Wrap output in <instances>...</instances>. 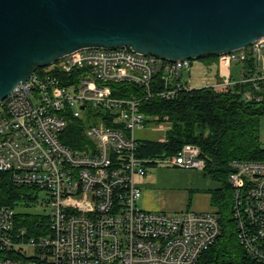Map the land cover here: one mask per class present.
I'll return each instance as SVG.
<instances>
[{
  "label": "built area",
  "instance_id": "1",
  "mask_svg": "<svg viewBox=\"0 0 264 264\" xmlns=\"http://www.w3.org/2000/svg\"><path fill=\"white\" fill-rule=\"evenodd\" d=\"M217 57L206 64L129 47L83 49L37 69L2 100L0 185L9 182L23 200L0 204V264H211L225 229L219 210H147L137 183L151 165L205 170L200 148L187 144L142 158L136 131L146 126L144 100L200 89L191 86L198 62L206 81L210 76L204 87L225 91L251 82L260 90L264 37ZM251 58L257 70L248 75ZM121 85L136 86L139 95L128 96ZM71 120L86 122L80 149L63 142ZM228 181L231 229L241 249L233 251L235 264H264V161L232 162ZM40 193L51 212H22Z\"/></svg>",
  "mask_w": 264,
  "mask_h": 264
},
{
  "label": "water",
  "instance_id": "2",
  "mask_svg": "<svg viewBox=\"0 0 264 264\" xmlns=\"http://www.w3.org/2000/svg\"><path fill=\"white\" fill-rule=\"evenodd\" d=\"M262 37L264 0H0V102L82 49L195 60Z\"/></svg>",
  "mask_w": 264,
  "mask_h": 264
},
{
  "label": "trees",
  "instance_id": "3",
  "mask_svg": "<svg viewBox=\"0 0 264 264\" xmlns=\"http://www.w3.org/2000/svg\"><path fill=\"white\" fill-rule=\"evenodd\" d=\"M217 56L201 58L206 64L216 62ZM246 73L253 75L257 70L254 58L246 63ZM43 70L39 68L38 71ZM260 90L254 83L236 84L232 88L219 91L212 87L183 92L173 99L153 97L144 100L141 112L156 117L155 125L167 126L165 137L160 141L140 140L139 155L142 158H156L171 155L187 144L200 148V157L205 160L204 172L219 182V187L209 189L211 203L222 214L225 226L219 245L210 251L211 264H235L233 251L241 250L235 239L231 222L230 197L231 187L228 181L231 163L235 161H264L260 124L264 117V80L258 82ZM128 86V87H127ZM126 87V93L138 96L139 88L133 85ZM118 88V86H115ZM250 92L254 98L246 100L244 94ZM116 93V91H115ZM256 97L260 100L257 101ZM146 123H151L146 121ZM85 121L71 120L63 136V142L74 149L85 138L82 131ZM2 190L0 204L16 205L21 193L7 181ZM192 205L189 197L187 207ZM30 224H33L31 221ZM230 227V228H228ZM229 258H233L230 260Z\"/></svg>",
  "mask_w": 264,
  "mask_h": 264
},
{
  "label": "rangeland",
  "instance_id": "4",
  "mask_svg": "<svg viewBox=\"0 0 264 264\" xmlns=\"http://www.w3.org/2000/svg\"><path fill=\"white\" fill-rule=\"evenodd\" d=\"M235 69L236 64L233 65V70ZM201 70H203V68L200 62L194 64L191 82V86L193 88H204V86L207 85L206 82L210 79V76H208V80L206 81ZM155 120L156 117H146V121H150L151 123H146V126L136 131V136L138 139L149 141H160L164 139L167 126L164 124L156 126ZM260 134L262 145L264 147V117L261 119ZM151 170L152 172L157 170L156 173H153V183L155 184L154 188L156 189V192H158L159 197L162 199L161 201H167L169 204L175 205L179 201L185 200L186 202L189 196L192 198V205L189 208L190 211H199L198 209L203 210L204 208L206 209L205 211H210V194L207 192V190L215 187V184L219 185V182L213 180L207 173L197 169H182L178 167L157 166ZM43 198H45L44 193H40L39 201L32 204L25 203L22 212L26 211L30 215H45L46 213H50L51 209L41 204ZM22 200V196L19 195V198L16 200L17 205L20 204ZM142 202L143 199L141 201V205L143 206ZM22 204L24 203L22 202ZM185 209L186 206L184 205L182 210H167V212L187 211ZM28 252L31 254L32 250L29 249ZM233 257L235 256L233 255ZM229 259L233 260V258ZM237 260L238 259L236 258V261Z\"/></svg>",
  "mask_w": 264,
  "mask_h": 264
},
{
  "label": "crops",
  "instance_id": "5",
  "mask_svg": "<svg viewBox=\"0 0 264 264\" xmlns=\"http://www.w3.org/2000/svg\"><path fill=\"white\" fill-rule=\"evenodd\" d=\"M159 165H151L149 167V171L148 174L144 177V178H137V183L140 187L143 188V206L144 208H146L147 210H160V211H167V210H182L183 206H186L185 210H190L187 205H188V199L189 196L187 198V201L185 202V200L183 201H179L177 204L175 205H171L169 204L167 201H161V197H159L158 192H156V189L154 188V174L156 173L157 170L155 172H152L151 169L156 168ZM159 167H168V166H159ZM204 171V170H203ZM152 172V173H151ZM219 185L215 184V187L210 188V189H216L218 188ZM209 191V189L207 190V192ZM209 193V192H208ZM210 194V193H209ZM210 197V211L215 209L216 207H214L211 204V195ZM217 209V208H216ZM199 211H205L206 209L204 208L203 210L198 209Z\"/></svg>",
  "mask_w": 264,
  "mask_h": 264
},
{
  "label": "bare ground",
  "instance_id": "6",
  "mask_svg": "<svg viewBox=\"0 0 264 264\" xmlns=\"http://www.w3.org/2000/svg\"><path fill=\"white\" fill-rule=\"evenodd\" d=\"M88 49H92V48H88ZM83 50V49H82ZM80 51V50H79Z\"/></svg>",
  "mask_w": 264,
  "mask_h": 264
}]
</instances>
